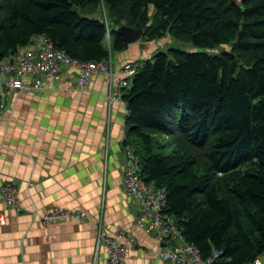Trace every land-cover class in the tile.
Here are the masks:
<instances>
[{
    "label": "trees",
    "instance_id": "trees-1",
    "mask_svg": "<svg viewBox=\"0 0 264 264\" xmlns=\"http://www.w3.org/2000/svg\"><path fill=\"white\" fill-rule=\"evenodd\" d=\"M237 1L0 0V59L45 36L71 61L106 62L128 47L122 25L142 30L141 40L169 36L203 50L171 47L134 64L121 96L123 144L140 178L165 190L184 241L202 258L222 253L216 264L264 256V0ZM163 139L168 155L154 153ZM204 159L218 177L234 174L230 181H213Z\"/></svg>",
    "mask_w": 264,
    "mask_h": 264
},
{
    "label": "crops",
    "instance_id": "crops-1",
    "mask_svg": "<svg viewBox=\"0 0 264 264\" xmlns=\"http://www.w3.org/2000/svg\"><path fill=\"white\" fill-rule=\"evenodd\" d=\"M171 45L169 38L140 40L111 51L113 71ZM61 68L57 80L42 78L41 91L11 93L0 102V187L13 184L18 198L15 207L0 203L6 220L0 225V264H105L98 232L112 237L120 231L132 235V242H124L123 264H168L158 254L173 242L135 225L137 206L124 191L130 160L123 108L113 100L115 81L94 74L80 91L76 70ZM53 209L84 212L87 219L44 225L39 218Z\"/></svg>",
    "mask_w": 264,
    "mask_h": 264
},
{
    "label": "built area",
    "instance_id": "built-area-1",
    "mask_svg": "<svg viewBox=\"0 0 264 264\" xmlns=\"http://www.w3.org/2000/svg\"><path fill=\"white\" fill-rule=\"evenodd\" d=\"M62 66L76 68V83L80 85L88 82L96 72L108 76L110 82L115 81L116 78L115 89H119L113 95L116 99H120L122 91L130 87L131 80L137 73V67L131 63L123 64L118 73L114 72L110 58L106 62L98 63L84 64L71 61L65 54L55 49L47 37L37 36L32 38L26 47L18 49L14 55L0 59V85L5 90L32 91L42 88V80L37 76L39 72H45L47 76L52 75L57 79ZM2 89H0V102L4 96ZM3 107L4 104L0 103V109ZM126 156L130 160V166L125 171L124 188L126 196L137 206L135 225L156 240L173 242L170 247L160 250L159 259L168 264H216L222 253L212 250L208 257L202 258L193 244L184 241L176 221L165 212V190L148 185L140 178L137 160L128 148ZM17 200V189L13 184L5 183L0 187V203L14 207L17 205ZM39 219L44 225H49L65 220L81 222L85 221L87 216L83 212L73 213L53 209ZM5 223V217L0 214V225ZM98 233L97 247L103 246L105 249V264H123L127 253L124 242H132L131 233L120 231L112 237H104L100 232ZM247 264H264V262L261 257H255Z\"/></svg>",
    "mask_w": 264,
    "mask_h": 264
},
{
    "label": "rangeland",
    "instance_id": "rangeland-1",
    "mask_svg": "<svg viewBox=\"0 0 264 264\" xmlns=\"http://www.w3.org/2000/svg\"><path fill=\"white\" fill-rule=\"evenodd\" d=\"M148 11H149V17L152 19L153 16H154V10H153L152 8H150ZM164 38H169V39H171L169 36H166V37H164ZM155 41H156V40H155ZM171 47H173V48H175V49H179V50L185 51V52L203 51V50H200V49H196V48L193 47L191 44H183V43L176 42V41H173V45H171ZM223 48H225V47H220V48H218V49H216V50H212V51H209V50H206V51H207L208 53H210V54H215V53L219 52V51H220L221 49H223ZM72 68H73L74 70H76L75 67H72ZM61 70H62V68L59 69V72H58V73H60ZM75 73H76V75H77V70L75 71ZM98 73H99V72H96V73H94V74H98ZM94 74H93V75H94ZM99 74H101V75H103L105 78L109 79V77L106 76L105 74H102V73H99ZM76 75H75V79H74V82H75L76 88H77L78 90H80V91H85V90H87L88 85H89V83H90V81H91V79H92V76H91V78H90V80H89L88 82H86V83L80 85V84L76 83ZM37 76H38V78H41V80H42V78H43V79H51V80H57V79H58V78H57V79L54 78L55 76H52V75L47 76L45 72H39V74H38ZM114 79H115V83L117 84V79H116V78H114ZM109 81H110V79H109ZM112 82H113V81H112ZM42 83H43L42 88L33 89L32 91H31V90H23V89H21V90H15V89H14V90H12V89H10V90H5V89H2V87H1V85H0V89H2V91L4 92V96H3L2 98L7 100V98L9 97V95H10L11 93L22 94V93H25V92L41 91V90L43 89V87H44V82L42 81ZM116 84H115V88H116ZM11 90H12V91H11ZM118 90H119V89H118ZM118 90L114 89V90H113V95H114ZM113 97H114V96H113ZM113 100L117 101V102L121 105V107L123 108V115H124V118L126 119V116H127V109H126V106L124 105V102H123V100H122V97H121L120 99H116V98H114ZM108 102H109V96H108ZM3 103H5V101H4ZM170 142H171V141H169L168 139H163V141L160 143V145H163V146H161L162 148H161V149H160V148L158 149L157 147L154 146V153H156V154H162V155H168V154H170V153L173 151ZM133 147H134V149L137 151V156H138V157L142 156V153L138 152V149H137V145H136V143L133 144ZM127 148H128V147H127ZM127 148L124 149V153H125V155H126V149H127ZM126 157H127V156H126ZM127 158H128V157H127ZM202 169H203V172L209 174V176L213 178V181H215L219 186H222V185H224V184L226 185V184L230 181L231 177L234 175V174L230 173V174H224L222 177H218V176H217V173H213V172H211L210 167H209V163H208V161H207L206 159L203 160V163H202ZM126 170H127V169H126ZM239 171L243 173V172L245 171V168H239ZM219 174H220V173H219ZM124 176H125V174H124ZM124 179H125V178H124ZM124 191H125V188H124ZM125 194H126V193H125ZM17 204H18V201H17ZM14 207H15V206H14ZM73 213H77V212H73ZM83 213H84V212H83ZM86 216H87V215H86ZM81 222H84V221H81ZM103 236L105 237V235H103ZM100 247H103V246H100ZM103 252H104V253H103V254H104V257H105V249H104ZM261 258H262V260H263V262H264V256H262ZM105 260H106V257H105Z\"/></svg>",
    "mask_w": 264,
    "mask_h": 264
},
{
    "label": "water",
    "instance_id": "water-1",
    "mask_svg": "<svg viewBox=\"0 0 264 264\" xmlns=\"http://www.w3.org/2000/svg\"><path fill=\"white\" fill-rule=\"evenodd\" d=\"M233 3L239 4L237 0H232ZM123 42L126 45H131L139 42L142 39V30H135L126 25H122L116 29Z\"/></svg>",
    "mask_w": 264,
    "mask_h": 264
}]
</instances>
